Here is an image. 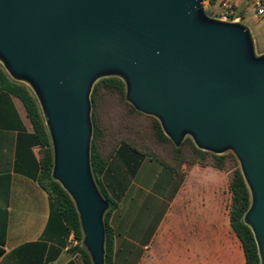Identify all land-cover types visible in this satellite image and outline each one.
<instances>
[{
    "label": "water",
    "instance_id": "1",
    "mask_svg": "<svg viewBox=\"0 0 264 264\" xmlns=\"http://www.w3.org/2000/svg\"><path fill=\"white\" fill-rule=\"evenodd\" d=\"M0 62L39 101L52 176L77 208L92 264H106L110 204L91 170V93L108 77L176 146L189 136L233 152L264 264V53L245 24L211 17L204 0H0Z\"/></svg>",
    "mask_w": 264,
    "mask_h": 264
},
{
    "label": "crops",
    "instance_id": "2",
    "mask_svg": "<svg viewBox=\"0 0 264 264\" xmlns=\"http://www.w3.org/2000/svg\"><path fill=\"white\" fill-rule=\"evenodd\" d=\"M234 2L255 45L260 38L257 52L263 54L264 18L249 0ZM251 14L255 27L246 23ZM15 103L30 130L23 106ZM16 138L17 131H0V264H87L74 251L79 241L51 208L48 193L15 170ZM39 150L34 148L37 157ZM100 180L115 204L108 216L111 264H247L230 222L226 172L198 164L174 172L120 144Z\"/></svg>",
    "mask_w": 264,
    "mask_h": 264
},
{
    "label": "trees",
    "instance_id": "3",
    "mask_svg": "<svg viewBox=\"0 0 264 264\" xmlns=\"http://www.w3.org/2000/svg\"><path fill=\"white\" fill-rule=\"evenodd\" d=\"M214 4V2H212ZM244 18L242 17V20ZM116 91L124 100L126 85L119 77H108L99 80L93 87L92 124L93 136L90 149V163L93 177L111 206L105 215L106 226V264H111L113 253V231L108 224V216L115 204L108 199L101 186V175L104 173L110 157L120 144H125L135 152L152 157L174 172L183 164H198L212 167L228 173L229 187L232 194L230 205V222L233 230L242 242L247 264H260L257 244L249 226L244 221L251 196L235 157L231 153L214 154L197 148L191 138H186L180 146L166 136L159 121L150 115L139 112L132 104L131 109L137 113L139 122L121 124L120 139L109 125H103L96 119V101L99 88ZM23 106L30 124V130L17 109L15 101ZM17 131L15 145V170L34 181L48 193L50 205L56 210L67 229L73 231L79 241L74 251L79 252L87 264H92L88 252L82 244L83 234L77 208L67 191L53 176L54 155L50 134L46 125L39 101L35 93L24 82L10 76L0 62V131ZM118 137V136H117ZM34 148H39V157Z\"/></svg>",
    "mask_w": 264,
    "mask_h": 264
},
{
    "label": "rangeland",
    "instance_id": "4",
    "mask_svg": "<svg viewBox=\"0 0 264 264\" xmlns=\"http://www.w3.org/2000/svg\"><path fill=\"white\" fill-rule=\"evenodd\" d=\"M207 14L211 16L212 12L208 10ZM226 21H230V20H226ZM246 23H248L251 27H255L252 14L248 16ZM257 40H258L257 44H256L257 50L261 51L260 38H257ZM99 80H101V79H99ZM30 88L32 90V87H30ZM130 106H131V103H129L128 100L126 99V92H125V97L123 100V99H121L120 95L116 91L107 90V89H104L101 87L98 90L97 101H96V106H95L96 119L98 122H100L103 125H109L110 126L109 129L111 131L115 130L114 132H116V134H117V135H115L116 139H120L121 136L119 133H121V131L118 127L121 124H124L125 126H127L129 123L136 124V123H138V121L142 122L138 118L137 113L135 111H133ZM92 109H93V106H92V101H91V122H92ZM117 125H118V127H117ZM186 138H191V137L187 136ZM191 140H192V138H191ZM227 153H231L235 157V159L238 163V166L240 168L239 162H238L236 156L233 154V152L228 151V152H226V154ZM227 175H228V173H227Z\"/></svg>",
    "mask_w": 264,
    "mask_h": 264
},
{
    "label": "built area",
    "instance_id": "5",
    "mask_svg": "<svg viewBox=\"0 0 264 264\" xmlns=\"http://www.w3.org/2000/svg\"><path fill=\"white\" fill-rule=\"evenodd\" d=\"M214 2V4H212ZM253 11L259 18H264V1L263 0H249ZM206 11H211V17L220 20H230L239 22L242 20L241 14L236 8L234 0H204ZM74 234V232H72ZM75 236V234H74ZM75 238V237H74Z\"/></svg>",
    "mask_w": 264,
    "mask_h": 264
}]
</instances>
